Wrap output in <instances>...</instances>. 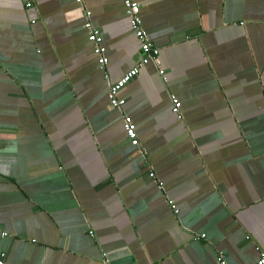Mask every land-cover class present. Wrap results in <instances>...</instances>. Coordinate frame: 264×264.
Segmentation results:
<instances>
[{
    "label": "crops",
    "instance_id": "obj_1",
    "mask_svg": "<svg viewBox=\"0 0 264 264\" xmlns=\"http://www.w3.org/2000/svg\"><path fill=\"white\" fill-rule=\"evenodd\" d=\"M136 1L160 66L113 109L109 84L140 60L120 0H0L6 264H253L264 250V0Z\"/></svg>",
    "mask_w": 264,
    "mask_h": 264
},
{
    "label": "built area",
    "instance_id": "obj_2",
    "mask_svg": "<svg viewBox=\"0 0 264 264\" xmlns=\"http://www.w3.org/2000/svg\"><path fill=\"white\" fill-rule=\"evenodd\" d=\"M77 4H81L84 0H74ZM124 7V14L128 19V23L131 31L133 32L136 40L139 43L140 49V60L125 74H123L119 79L114 82H111L108 87L107 99L109 106L113 109H120L125 101L119 98L120 91L129 84L134 78H136L142 68L148 64H153L155 67L159 68L160 63L158 62L159 50L155 48L149 41L148 34L143 27V21L140 15V5L136 0H120ZM26 6H31V0H26ZM87 19L90 16V13H86ZM242 25V24H241ZM83 28L88 30V41L92 44V52L97 57V62L101 70L104 69V66L107 64L108 59L106 57V48L103 45V40L101 33L93 28L89 20L83 25ZM159 75H164L163 70L158 69ZM180 102L175 98H172V112L180 116ZM123 129L128 138L130 144L134 147H139L140 142L137 137L136 128L132 120L124 116L123 118ZM151 178L154 177L153 173H150ZM5 236V234H1ZM219 264H224V257L220 255L218 257ZM0 264H6L5 254L0 253ZM253 264H264V250L260 251L258 260Z\"/></svg>",
    "mask_w": 264,
    "mask_h": 264
},
{
    "label": "water",
    "instance_id": "obj_3",
    "mask_svg": "<svg viewBox=\"0 0 264 264\" xmlns=\"http://www.w3.org/2000/svg\"><path fill=\"white\" fill-rule=\"evenodd\" d=\"M107 260H108V258H107ZM108 262V261H107Z\"/></svg>",
    "mask_w": 264,
    "mask_h": 264
}]
</instances>
